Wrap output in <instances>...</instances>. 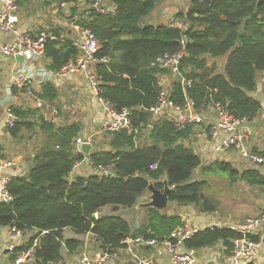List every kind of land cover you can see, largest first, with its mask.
Returning a JSON list of instances; mask_svg holds the SVG:
<instances>
[{
  "label": "trees",
  "instance_id": "16d2710c",
  "mask_svg": "<svg viewBox=\"0 0 264 264\" xmlns=\"http://www.w3.org/2000/svg\"><path fill=\"white\" fill-rule=\"evenodd\" d=\"M44 1L45 5L56 4L63 15L79 16L78 23L91 29L102 42L97 56L111 60L96 66L103 81L101 96L119 111L131 110L132 126L138 132L110 133V150L99 149L91 154L94 169L103 167L113 171L111 174L94 173L70 182L75 165L85 161V155L76 149L84 126L48 121L41 108H15L20 121L10 129L11 136L35 140L37 147L29 174L9 183L14 200L0 204V228L16 227L31 234L12 255V262L36 240L37 264L64 261L65 252H81L85 242L66 238V229L77 236L90 233L101 250L112 252L123 248L122 242L130 237L159 241L170 237L184 222L181 216L166 210L148 207L136 230L117 215L96 218L107 206L115 210L134 208L146 195L150 181L163 190L164 180L168 179L171 207L193 206L207 214L217 211L220 202L206 191V180L195 178L198 169L204 175L225 174L232 184L241 181L264 190V168L241 170L221 161L203 165L200 156L186 144L199 125L181 130L167 121L152 124L150 112L159 100L157 76L170 73L160 67L158 60L183 54L179 71L185 83L176 81L171 95L176 105L184 107L189 101L197 109L219 105L236 119L258 118L264 123L263 102L254 95L264 73V0H193L186 13L176 12L186 24L185 30L155 22L154 12L157 17L168 16L161 10L167 0H110L115 10L109 15L79 10L74 5L81 0ZM49 31L57 39L46 44L47 68L57 72L76 61L80 52L67 38L66 29L52 27ZM222 57L227 60L221 73L209 59ZM55 84L43 85V101L53 103L58 98ZM21 132L26 136H19ZM41 133L43 137L39 138ZM241 237L243 234L232 228L217 226L199 231L186 239L184 246L200 250L223 242L230 255L233 240ZM261 237L252 239L258 242Z\"/></svg>",
  "mask_w": 264,
  "mask_h": 264
},
{
  "label": "built area",
  "instance_id": "2783aa9c",
  "mask_svg": "<svg viewBox=\"0 0 264 264\" xmlns=\"http://www.w3.org/2000/svg\"><path fill=\"white\" fill-rule=\"evenodd\" d=\"M74 6L81 11L89 9L104 15H109L115 10L110 0H81ZM66 7L67 5H63V8ZM20 11L19 0H2V6L0 7V31L13 34L16 38L1 49V54L12 58L22 57L27 61L25 66L19 70L18 76L15 79L16 88L23 95L33 98L36 102L41 101L37 97L39 93L37 92V85H42L43 87L45 83H54L59 78L80 76L88 81L93 96L98 99L105 112L106 119L102 122V132L109 134L122 130H128L129 133L138 132L132 126L131 110L123 109L119 111L113 103L101 96L103 93V81L96 70V66L99 63H109L111 59L110 57L99 58L97 56L102 48V42L98 40L91 29L84 28L78 23L79 16L69 18L68 23L70 24L71 34L67 35V38L70 37V40L79 49V56L76 61L66 64L61 70L51 72L47 68L46 44L50 40H56L57 37L48 29L20 31L18 29ZM164 24L169 28L178 30H185L187 27L176 16V13L167 16ZM182 55L166 56L158 60L160 67L169 69L170 73L157 76L159 100L150 109L152 124L167 121L181 130H185L192 125H199L190 140H188L190 148L193 150L196 151V148L192 146V141L194 143H203V145H210L215 154L236 155L238 159L233 162L225 160L222 162H228L238 169H240L239 167L245 169V167L251 168L257 166L264 168V149L255 150L250 144V139L254 136V131L249 126V123L252 121L251 119H236L219 105L209 106L206 109H197L192 101H189L186 106L181 107L171 100L174 83L176 81L185 83V79L179 71ZM37 78L40 80V83H37ZM5 110V128L10 130L20 121V117L17 115L15 107L12 104H7ZM261 115L264 116V102L262 103ZM94 139L93 137L86 139L78 137L76 142L77 151H80L81 145L85 142L93 144ZM199 148L197 147L198 150H200ZM237 164H240V166L237 167ZM10 165L11 162L5 160L3 152L0 151V204L10 203L14 200L9 190L11 178L2 172ZM156 167V165L153 166V168ZM95 173L101 176L110 174L109 169L103 167H96ZM229 228L240 232L243 234V237L233 240V250L228 256V261L231 264H264V257H261L262 254L260 253V241L257 242L252 239L253 236L259 235L264 229V209L258 217L247 220L241 226H229ZM199 231H201L200 228L184 222L183 226L173 231L170 237L161 241L156 239L147 240L140 236L127 238L122 242V245H124L128 255L131 256L128 264H155L152 258L143 257L138 254L137 250L141 247L162 250L172 264H198L197 250L186 249L184 241ZM8 237L7 253L3 251L0 244V260L5 255H9L11 258L19 247L29 241L31 234L16 227H9ZM38 245L39 241L36 240L27 251L19 254L16 261L10 264H37L38 261L35 253ZM112 260H119L118 252L110 250H100L97 252L84 251L78 255L77 264H108ZM48 264L66 263L60 261L49 262Z\"/></svg>",
  "mask_w": 264,
  "mask_h": 264
},
{
  "label": "crops",
  "instance_id": "0c3cea01",
  "mask_svg": "<svg viewBox=\"0 0 264 264\" xmlns=\"http://www.w3.org/2000/svg\"><path fill=\"white\" fill-rule=\"evenodd\" d=\"M44 2V0H19L21 11L18 29L20 31H40L49 30L52 27H63L68 30V34L70 35V24L68 23V20L71 16L69 14L63 15L56 4L45 5ZM1 6L2 0H0V7ZM156 14L158 13H153L155 22L160 21L164 23L167 16L164 15L160 17V15H158L157 17ZM170 15H172V13ZM15 38L16 37L13 34L0 31V151L3 152V158L11 162V165L2 172L11 179L27 176L33 166L37 147L35 140L26 138L22 141L18 138H13L10 134V130L5 128V108L7 104H12L18 109L41 108L42 111L44 110L46 120L52 121L56 124L66 125L69 123H80L84 126L80 137L85 139L89 137L95 138L93 143L94 148L91 154L99 151V149L110 150L107 137L109 133L102 132L101 129L102 122L106 119L105 112L98 99L93 96L89 83L85 78L80 76H68L57 79L55 85L58 90V98L53 103L45 102L40 98L42 85H37V92H39L37 97H39L41 101L36 102L33 98L23 95L16 88L14 83L15 79L18 76L19 70L25 66L27 61L22 57L12 58L1 54V49L6 44L14 41ZM262 78L264 79V73L260 77L258 89L254 93L260 101L264 100V80ZM37 83H40L38 78ZM249 126L254 131V136L250 139L251 146L254 147L255 150L264 149V123L258 122V118H255L249 123ZM35 132L38 133V131ZM28 135L31 136L32 133L29 132ZM19 136H26V133L21 132ZM42 137L43 135L41 133L39 138ZM191 143L192 146L196 148V151H194L198 152L197 154L200 156L203 165L207 166L209 163L212 164L213 162H222L224 160L233 162L238 159L236 155L228 156L226 154H215L212 148H210V145L207 146L203 145V143H194L193 141ZM186 144L191 147L189 141H187ZM197 147H200V150H198ZM77 152L80 151L78 150ZM236 166L238 167L240 164H237ZM109 172L111 174L113 171L109 170ZM94 173V167L90 162L86 161L85 157L84 162L75 165L69 177V181L73 182L77 177L87 178ZM147 194L148 193H146V195ZM139 204L140 202H138L134 208L120 207L118 210H115L112 206H107L96 214V218L117 215L126 219L133 230H136L140 227L144 219H141L142 221L136 225H132V215L135 211H142L145 213V210L148 208H140ZM139 209L141 210L139 211ZM167 210L169 214H177L182 217L183 222L190 223L201 230L217 226L229 227L241 226L243 224H240V222L238 223L237 221H230V219H227L229 221L222 224V219L216 214L218 213V210L211 214L200 213L193 206L171 207L170 202ZM163 211H165V209ZM8 230L9 227L0 228V244L5 253H7L6 246L9 244ZM65 235L66 238H79L85 242V247L81 252H97L101 250L99 248V242H97L96 238L90 233L85 236H77L74 231L66 229ZM260 235L262 236L260 239V253L262 254L261 257H264V229L257 236ZM227 250L228 249L223 242H220L211 248L197 250L199 258L198 264H231L228 261L229 254L227 253ZM81 252L71 255L65 252L64 262L66 264H77L78 255ZM117 252L119 253V260H112L108 264H128L131 256L125 251V247L119 248ZM137 252L143 257L152 258L155 264H172L168 256L162 250L141 247ZM11 262L9 255L1 257L0 264H10Z\"/></svg>",
  "mask_w": 264,
  "mask_h": 264
},
{
  "label": "rangeland",
  "instance_id": "374dc122",
  "mask_svg": "<svg viewBox=\"0 0 264 264\" xmlns=\"http://www.w3.org/2000/svg\"><path fill=\"white\" fill-rule=\"evenodd\" d=\"M161 10H164V12L166 11L168 15L171 13L174 15V13L178 12L177 9H173L171 6H162ZM152 18L153 17H150L149 20H153ZM226 60V57L209 59V63H216L218 66V72L222 73L224 71ZM262 102H264V100ZM240 169L242 170L243 168L240 167ZM195 175L196 179H204L208 182L206 191L212 198H215L220 202V207L216 214L222 219V224L228 222L229 220L227 219L244 224L247 220L258 217L264 209V190L262 189L251 188L241 181L232 184L225 174L204 175L201 174L200 169H198ZM167 209L165 210L168 211ZM140 210L141 209H139V211ZM144 216H146L144 212L135 211L132 215V225L141 222V219L145 218Z\"/></svg>",
  "mask_w": 264,
  "mask_h": 264
},
{
  "label": "water",
  "instance_id": "95a60500",
  "mask_svg": "<svg viewBox=\"0 0 264 264\" xmlns=\"http://www.w3.org/2000/svg\"><path fill=\"white\" fill-rule=\"evenodd\" d=\"M193 0H167L163 7L171 6L178 10L180 13H186L189 9V5ZM71 7V6H69ZM94 148V145L90 142H85L81 145L80 152L83 153L86 157V161L90 162L91 152ZM96 150V149H95ZM171 191V187L169 185L168 179L164 180V188L163 190L157 189L154 186V183L150 181L147 195L143 196L139 202V207H154L159 210L167 209L169 206V193Z\"/></svg>",
  "mask_w": 264,
  "mask_h": 264
}]
</instances>
